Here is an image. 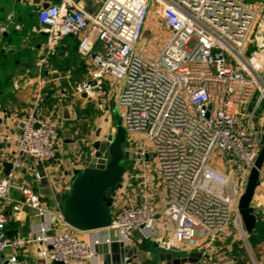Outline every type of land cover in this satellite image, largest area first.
I'll return each instance as SVG.
<instances>
[{
    "label": "built area",
    "instance_id": "2783aa9c",
    "mask_svg": "<svg viewBox=\"0 0 264 264\" xmlns=\"http://www.w3.org/2000/svg\"><path fill=\"white\" fill-rule=\"evenodd\" d=\"M151 6L161 10L170 29L155 56L141 46ZM38 20L46 34L42 62L66 37H79V53L93 66L96 84H77V94L92 95L105 81L115 83L129 143L142 155L155 154V174L167 193L164 214L174 235L158 236L151 203H114L110 227L79 231L65 221L61 208L51 216L41 194L25 185L14 211L29 207L50 222L35 236L11 237L5 207L13 203L10 190L17 186L10 172L0 180V254L8 248L15 253L6 264H29L17 254L34 243L44 261H92L96 246L111 242L110 229L125 247L137 231L144 240L163 243L166 251L200 253L196 264H236L209 251L223 234L232 235L226 232L231 227L246 241L239 201L264 146V0H101L93 15L80 2L63 0L42 7ZM35 105L17 138L12 163L19 169L25 157H33L46 170L57 155L61 125L37 114ZM11 138L0 132V144ZM251 206L258 219L256 211L264 209V164ZM88 233L93 234L85 238Z\"/></svg>",
    "mask_w": 264,
    "mask_h": 264
},
{
    "label": "crops",
    "instance_id": "0c3cea01",
    "mask_svg": "<svg viewBox=\"0 0 264 264\" xmlns=\"http://www.w3.org/2000/svg\"><path fill=\"white\" fill-rule=\"evenodd\" d=\"M62 1L0 0V132L12 137L8 142L0 144V175L4 171L3 164L16 159L17 138L23 128V120L36 103L37 114L61 125L56 158L45 172L50 184L67 196L76 170L85 167L86 158L90 154V149H87L89 144L98 139L105 140L109 134L114 133L119 115L123 121L124 109L119 105L118 91L112 81H105L101 88L96 87L92 95L75 92L76 85L83 81L96 84L93 66L79 53V37H66L60 43L57 53L42 62L45 57L46 34L39 24V11L48 4H60ZM74 1L84 5L89 15L95 14L101 6V0ZM151 30L160 39L165 38L167 41L170 37V29L165 24L161 10L155 6L150 7L144 32ZM98 45L96 42L95 47L98 48ZM67 115L70 119L66 118ZM68 132H71L72 140H75L73 143H69L70 139L65 136ZM146 154H149L148 160L136 159L127 163L128 170L117 188L114 203L153 204L157 213L155 231L160 237L170 238L174 235V229L164 214L167 207L166 189L155 174V154L151 150H147ZM24 160L25 166L17 172L13 166L11 172L17 187L10 190L13 203L5 207L9 218L7 233L11 237L20 238L35 236L43 224L50 222L48 216L38 217L32 208L23 207L18 212L13 209V205L22 198L20 186L28 185L39 192V187L35 186L36 182H40L39 163L33 157H25ZM42 199L51 207V216H55L61 208V202L44 196ZM2 203L0 199V208ZM256 214L260 229L256 228L252 234L246 230L245 242L237 230L231 227L226 232L232 235L223 234L209 253L218 259H234L236 264H264V209H258ZM55 226L59 227L57 223ZM92 234H85L84 237L89 238ZM154 242L135 238L132 245L126 247L128 253L125 255L126 261L130 256H135L134 262L125 264H143L144 261L152 260V254L147 250L151 249ZM38 248L37 243L29 244L19 251L17 257L29 264H64L41 260ZM164 251L162 249L159 252ZM192 251L172 253L174 258H182L189 257ZM14 254L11 248L5 250L0 254V264H6ZM99 261L107 264L104 255L99 253L92 261L74 260L69 264H97ZM205 261L197 264H204Z\"/></svg>",
    "mask_w": 264,
    "mask_h": 264
},
{
    "label": "water",
    "instance_id": "95a60500",
    "mask_svg": "<svg viewBox=\"0 0 264 264\" xmlns=\"http://www.w3.org/2000/svg\"><path fill=\"white\" fill-rule=\"evenodd\" d=\"M70 119V116H66ZM73 143L71 132L65 134ZM97 136H100L98 131ZM87 148V147H86ZM90 154L86 158L83 170H76L75 178L67 196L51 185L42 164L38 165L40 182L35 183L39 187L42 196L61 202V209L65 221L75 229L83 232L94 231L110 227L113 222L114 201L117 188L120 186L124 174L128 170L127 163L136 159H149V154L142 155L137 148H133L128 141V132L119 115L116 120L115 132L107 136L105 140L98 139L89 144ZM264 164V146L252 169L247 182L246 190L239 201V208L246 230L252 233L257 223V216L251 206L257 186L260 183V170ZM4 171L0 180L10 174L13 169L12 162L3 164ZM19 168H15L17 172ZM110 243L96 246V251L104 255L107 264L133 263L135 256L125 260L128 249L119 242V238L113 229H110ZM133 236L144 240V236L137 231ZM165 250L163 253L160 250ZM173 251H179L174 247L166 251L161 242H154L147 252L152 254V260L144 261L143 264H184L196 263L201 257L200 253L192 252L189 257L174 258Z\"/></svg>",
    "mask_w": 264,
    "mask_h": 264
},
{
    "label": "rangeland",
    "instance_id": "374dc122",
    "mask_svg": "<svg viewBox=\"0 0 264 264\" xmlns=\"http://www.w3.org/2000/svg\"><path fill=\"white\" fill-rule=\"evenodd\" d=\"M164 32L166 33V30H164ZM166 42L167 41L165 40V38L160 39L159 36H157L155 34V32H153V30H151L149 32H144L142 42H141V46L143 47V50L145 52L149 53L150 55L155 56L164 47ZM247 56L249 58H252L253 60L255 58H257L256 56H254L252 54L247 55ZM142 139H143L142 137L137 139V143H140L142 141Z\"/></svg>",
    "mask_w": 264,
    "mask_h": 264
},
{
    "label": "trees",
    "instance_id": "16d2710c",
    "mask_svg": "<svg viewBox=\"0 0 264 264\" xmlns=\"http://www.w3.org/2000/svg\"><path fill=\"white\" fill-rule=\"evenodd\" d=\"M259 226H260V224H258V222H257L256 225H255V228H254L253 232L256 230V228H257V229H260ZM253 232H252V233H253ZM252 233H251V234H252Z\"/></svg>",
    "mask_w": 264,
    "mask_h": 264
}]
</instances>
